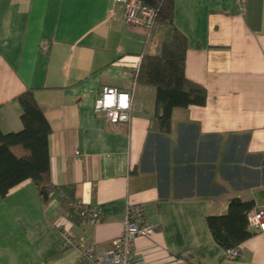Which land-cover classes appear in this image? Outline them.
<instances>
[{
    "label": "crops",
    "instance_id": "0c3cea01",
    "mask_svg": "<svg viewBox=\"0 0 264 264\" xmlns=\"http://www.w3.org/2000/svg\"><path fill=\"white\" fill-rule=\"evenodd\" d=\"M172 2L184 73L206 101L173 109L161 133L150 86L136 85L128 123L93 107L104 86L126 89L129 65L157 49L162 28L127 24L115 0H0V130L22 128L16 97L33 89L51 129L53 187L46 201L30 180L0 195V264H95L83 250L119 236L129 203L156 226L133 241L143 264H264V233L250 229L228 259L206 222L232 198L264 206V0L241 12L234 0ZM62 193L100 217L81 219Z\"/></svg>",
    "mask_w": 264,
    "mask_h": 264
},
{
    "label": "trees",
    "instance_id": "16d2710c",
    "mask_svg": "<svg viewBox=\"0 0 264 264\" xmlns=\"http://www.w3.org/2000/svg\"><path fill=\"white\" fill-rule=\"evenodd\" d=\"M141 1L154 11L148 35L155 27L162 28L163 32L157 49L141 55L136 82L154 89V112L150 121L156 124L159 132L168 133L173 109L204 105L206 91L184 73L186 41L173 26L172 0ZM16 99L21 108L22 128L6 133L0 130V195L4 196L12 187L30 180L46 201L53 188L48 154L51 129L33 97V89H26ZM252 206L251 200L232 198L226 213L206 216L209 231L218 245L225 250L239 247L252 235L246 216Z\"/></svg>",
    "mask_w": 264,
    "mask_h": 264
},
{
    "label": "built area",
    "instance_id": "2783aa9c",
    "mask_svg": "<svg viewBox=\"0 0 264 264\" xmlns=\"http://www.w3.org/2000/svg\"><path fill=\"white\" fill-rule=\"evenodd\" d=\"M123 5V19L133 26L144 28L151 27L154 11L141 0H115ZM237 9L244 10L245 0H234ZM139 62L130 64L126 74L130 82L126 89L104 86L99 97L94 102V113L101 114L110 123H128L132 118L133 98L137 85L136 76L139 70ZM77 153V152H76ZM61 197L65 205L81 219L95 222L100 217V210L96 206H90L82 201L62 193ZM247 226L251 230L264 233V206H252L247 214ZM156 226L147 221L144 207L140 203H129L126 208L124 225L121 233L104 248H86L82 255L95 264H143L132 251L133 241L137 237L148 236L154 233ZM63 242L67 245L75 244L66 234H63ZM82 245V240L78 243ZM228 259H235L240 254V246L225 250Z\"/></svg>",
    "mask_w": 264,
    "mask_h": 264
},
{
    "label": "rangeland",
    "instance_id": "374dc122",
    "mask_svg": "<svg viewBox=\"0 0 264 264\" xmlns=\"http://www.w3.org/2000/svg\"><path fill=\"white\" fill-rule=\"evenodd\" d=\"M152 39H153V38H152ZM154 41H155V42H154V44H153V45H154L153 47H154V48H157V46H158L160 40H154ZM156 45H157V46H156Z\"/></svg>",
    "mask_w": 264,
    "mask_h": 264
}]
</instances>
